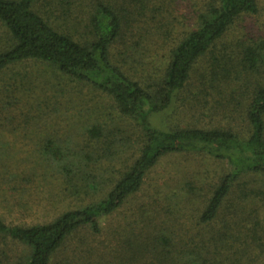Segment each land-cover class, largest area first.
Returning a JSON list of instances; mask_svg holds the SVG:
<instances>
[{"label": "rangeland", "instance_id": "obj_1", "mask_svg": "<svg viewBox=\"0 0 264 264\" xmlns=\"http://www.w3.org/2000/svg\"><path fill=\"white\" fill-rule=\"evenodd\" d=\"M170 1L150 0L143 12L132 0H37L36 8L62 32L85 38H91L87 12L92 6L102 3L121 9L128 28L111 47L110 58L131 78L146 80L158 73L172 45L193 28L200 9L198 0H180L176 9L170 8ZM57 2H63L64 9L55 8ZM257 3L258 13L237 22L228 41L264 38V0ZM9 40L0 24V50ZM191 90L173 108L152 118V125L164 130L173 124L247 131L243 111L247 94L239 87L227 89L224 101L214 94L194 99L198 92ZM52 141L56 149L49 145ZM68 142L73 149L79 143L87 163L82 172L73 166L63 170L65 164H72L69 159L60 167L50 159L51 154L69 158ZM139 146L136 124L119 114L101 92L41 62L26 61L0 71V218L4 223L41 225L99 201L134 162ZM229 171V164L202 153L163 158L146 175L138 193L101 219L99 233L89 228L79 231L70 240V254L53 264H160L162 248L171 253L192 251L189 254L198 264H263L264 177L245 179L213 222L199 221L211 189ZM257 231L263 233L261 250L239 252L242 241H250ZM163 234L165 245L160 240L152 243ZM145 242L150 244L149 254L130 255L131 247ZM24 251L21 244L0 238L2 264L21 263Z\"/></svg>", "mask_w": 264, "mask_h": 264}, {"label": "trees", "instance_id": "obj_2", "mask_svg": "<svg viewBox=\"0 0 264 264\" xmlns=\"http://www.w3.org/2000/svg\"><path fill=\"white\" fill-rule=\"evenodd\" d=\"M58 2L55 8L64 9V1ZM132 2L139 4L141 12L150 5V0ZM196 3L200 9H197L193 28L172 45L169 58L155 76L138 80L131 78L110 58L111 47L128 28L121 9L102 3L92 6L87 12L91 38H85L59 30L44 12L37 10V0H0V24L10 38L6 48L0 50V71L26 61L41 62L106 95L117 112L133 121L140 130L137 157L99 201L65 211L41 225H8L0 218L1 240L10 239L25 248L23 261L18 264H53L63 254H70V240L79 231L89 228L99 233L101 219L115 213L138 193L146 175L167 156L202 153L229 164V173L219 179L206 199L199 218L204 225L217 218L220 209L245 179L264 177V38L242 37L228 41L237 22L258 13L257 0H198ZM181 4L180 0H171L170 8H179ZM236 86L247 94L243 110L247 124L244 134L221 127L206 129L173 124L164 130L151 123L152 118L183 100L185 93L191 94L192 88L198 92L194 99L201 94H214L216 100L224 101L227 89ZM50 144L56 149L53 141ZM68 144L72 149L69 158L51 154L50 159L57 167L69 159L72 164H65L63 170L73 166L82 172L87 163L82 159L79 143L76 149L71 142ZM163 235V238L155 236L152 243L162 241L165 245L168 241L166 234ZM249 237L252 239L242 241L243 248L239 252H253V248L261 250L263 233L253 232ZM149 246L145 242L131 247L130 255L149 254ZM159 252L160 264L198 262L189 254L192 251L171 253L162 248Z\"/></svg>", "mask_w": 264, "mask_h": 264}]
</instances>
